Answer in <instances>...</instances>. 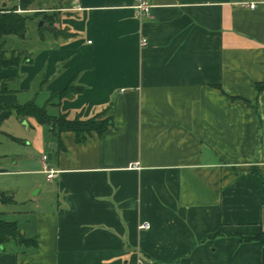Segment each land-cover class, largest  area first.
Returning a JSON list of instances; mask_svg holds the SVG:
<instances>
[{
  "label": "crops",
  "instance_id": "1",
  "mask_svg": "<svg viewBox=\"0 0 264 264\" xmlns=\"http://www.w3.org/2000/svg\"><path fill=\"white\" fill-rule=\"evenodd\" d=\"M135 3L72 0L56 24L69 37L45 35L32 63L0 71V129L10 108L70 85L82 91L51 116L114 123L52 149L22 119L42 136L17 159L0 130V193L14 199L0 217L37 238L0 247V264H264L242 240L264 233V0H150L148 19ZM27 175L44 186L22 196Z\"/></svg>",
  "mask_w": 264,
  "mask_h": 264
},
{
  "label": "trees",
  "instance_id": "2",
  "mask_svg": "<svg viewBox=\"0 0 264 264\" xmlns=\"http://www.w3.org/2000/svg\"><path fill=\"white\" fill-rule=\"evenodd\" d=\"M53 2L54 4L50 8H44L43 5L46 0H19V6L17 7L0 9V71L12 69L21 64H30L33 61L31 54L23 57L22 60L15 59L11 61L6 59V53L3 51L8 38L14 36L24 38V35H26L27 21L30 18L22 13L34 11L36 14L34 19L38 23L43 21L46 24V26L38 30L40 38H45V30L51 33L52 37L59 35L66 38L69 37V34L58 30L56 24L60 21L61 10L70 8L72 0H54ZM10 90L7 83H0V93H7ZM81 91V87L70 85L66 89L52 92L43 106H39L35 100H31L23 105H16L10 108L9 114L14 110L21 119L34 118L40 125L48 129L51 139L54 140L53 143L58 144V146L61 144V134L67 132L74 133L76 143L80 144L85 142L92 133L104 134L113 126V120L111 118L100 119V115L87 120L82 119L80 115L74 119H69L65 114L51 116L48 114L47 107L55 105L56 102L59 103L65 98L79 94ZM54 101L56 102L54 103ZM0 201L4 205L14 203V199L6 193H0ZM242 240L258 242L264 246V233L262 232L254 237H243ZM11 242L27 248H35L37 246V238L30 237L17 221H8L0 217V247L3 248Z\"/></svg>",
  "mask_w": 264,
  "mask_h": 264
},
{
  "label": "rangeland",
  "instance_id": "3",
  "mask_svg": "<svg viewBox=\"0 0 264 264\" xmlns=\"http://www.w3.org/2000/svg\"><path fill=\"white\" fill-rule=\"evenodd\" d=\"M17 6H19V0H0V9L2 8L12 9ZM43 7L45 8L44 5ZM46 8H50V7L47 6ZM22 14L30 18L27 21L26 35H24V38H21L19 36L8 38L7 44L3 49V51L6 53L5 54L6 59H9L11 61L12 60L14 61L15 59L22 60L23 57H26L30 53L34 55L36 51H38V49L41 50L43 48L48 47V43L46 42L44 43L40 40L39 32H38V30L41 29L39 28L40 22L38 23L37 20L34 19L36 18L35 12L30 11ZM44 32H45L44 35H46L47 37H52L51 33L47 32V30H45ZM55 102L56 101H54V103ZM49 113L55 114L54 111L51 112L49 111ZM25 124L27 125V127H25ZM0 130L10 133V136L14 137V139H16L17 141H20L17 142L14 140L13 141L7 140L6 143L3 145V149L9 152V154H11L10 155L11 157L17 159L18 156L19 157L36 156L35 145L36 143H38V140L42 136L41 128L38 127L37 124H35L32 121L22 120L17 116L15 112H13L7 119H5ZM49 163H51V161H49ZM18 169H22V168L19 167ZM20 180H25V181L30 180L32 181V186H34V187L32 186L27 187L26 184H22L23 187L21 190L22 196H26V195L29 196L30 194L33 195L37 192V190L40 187L43 188L44 186L43 180L40 179L39 176H30V175L21 176ZM34 183L36 185H34ZM8 218L10 220L14 219L11 218L10 216Z\"/></svg>",
  "mask_w": 264,
  "mask_h": 264
},
{
  "label": "built area",
  "instance_id": "4",
  "mask_svg": "<svg viewBox=\"0 0 264 264\" xmlns=\"http://www.w3.org/2000/svg\"><path fill=\"white\" fill-rule=\"evenodd\" d=\"M249 8L251 9H255L256 8V5L255 4H250V5H247ZM135 10L138 14V16L141 18V19H148L150 17V10L152 8V5L150 3V0H136V3H135ZM90 43V42H89ZM142 46H146L147 45V40L146 39H143L142 40ZM50 159L48 157V155H43L42 156V162H43V168H44V173L47 175V179L48 180H53L54 178L57 177L58 175V171H55L50 163H49ZM149 228V225L148 224H144L140 227V229H148ZM139 264H144L142 262H139Z\"/></svg>",
  "mask_w": 264,
  "mask_h": 264
},
{
  "label": "water",
  "instance_id": "5",
  "mask_svg": "<svg viewBox=\"0 0 264 264\" xmlns=\"http://www.w3.org/2000/svg\"><path fill=\"white\" fill-rule=\"evenodd\" d=\"M44 26H46V24L43 21H41L40 22V25H39V28H42ZM50 146H51L52 149H55L56 148V145L55 144H51ZM49 159H52V153H49Z\"/></svg>",
  "mask_w": 264,
  "mask_h": 264
}]
</instances>
